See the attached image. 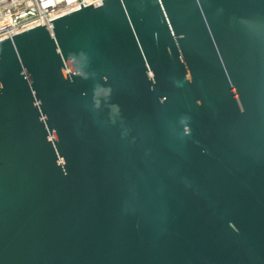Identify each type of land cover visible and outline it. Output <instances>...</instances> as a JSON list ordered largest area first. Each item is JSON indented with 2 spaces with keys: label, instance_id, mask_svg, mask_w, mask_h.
Segmentation results:
<instances>
[{
  "label": "water",
  "instance_id": "95a60500",
  "mask_svg": "<svg viewBox=\"0 0 264 264\" xmlns=\"http://www.w3.org/2000/svg\"><path fill=\"white\" fill-rule=\"evenodd\" d=\"M0 41V264H264V0H101Z\"/></svg>",
  "mask_w": 264,
  "mask_h": 264
},
{
  "label": "built area",
  "instance_id": "2783aa9c",
  "mask_svg": "<svg viewBox=\"0 0 264 264\" xmlns=\"http://www.w3.org/2000/svg\"><path fill=\"white\" fill-rule=\"evenodd\" d=\"M101 0H0V41L35 26L51 30V22Z\"/></svg>",
  "mask_w": 264,
  "mask_h": 264
}]
</instances>
